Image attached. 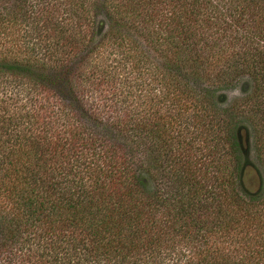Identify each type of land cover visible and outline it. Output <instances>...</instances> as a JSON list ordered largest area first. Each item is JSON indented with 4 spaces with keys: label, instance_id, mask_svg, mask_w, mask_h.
Returning a JSON list of instances; mask_svg holds the SVG:
<instances>
[{
    "label": "trees",
    "instance_id": "16d2710c",
    "mask_svg": "<svg viewBox=\"0 0 264 264\" xmlns=\"http://www.w3.org/2000/svg\"><path fill=\"white\" fill-rule=\"evenodd\" d=\"M0 264H264V0H0Z\"/></svg>",
    "mask_w": 264,
    "mask_h": 264
},
{
    "label": "rangeland",
    "instance_id": "374dc122",
    "mask_svg": "<svg viewBox=\"0 0 264 264\" xmlns=\"http://www.w3.org/2000/svg\"><path fill=\"white\" fill-rule=\"evenodd\" d=\"M241 94H242L241 90L237 87L236 89H234V90L226 93V101L227 100L230 101L233 98H238V97L241 96ZM248 141H250V138H248ZM249 155H252V149H251V147L249 149Z\"/></svg>",
    "mask_w": 264,
    "mask_h": 264
}]
</instances>
